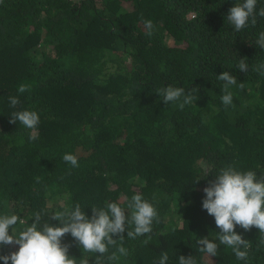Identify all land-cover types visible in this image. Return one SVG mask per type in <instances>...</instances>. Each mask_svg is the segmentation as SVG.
<instances>
[{
	"label": "trees",
	"instance_id": "obj_1",
	"mask_svg": "<svg viewBox=\"0 0 264 264\" xmlns=\"http://www.w3.org/2000/svg\"><path fill=\"white\" fill-rule=\"evenodd\" d=\"M242 2L0 0V215L23 221L10 234L30 226L36 212L58 226L51 215L64 206L79 204L91 218V208H126L141 194L158 213L151 238L123 233L130 255L110 261L109 246L101 264H158L164 253L166 264L189 254L197 264H264V234L254 226L235 228L250 243L246 262L224 245L209 257L196 244L204 237L219 244L220 230L201 205L220 169L264 175V75L252 70L264 62L256 45L264 18L235 31L226 16ZM240 57L246 73L236 67ZM223 71L244 84L230 88L229 106L217 79ZM22 83L31 88L20 94ZM167 85L196 88L197 100L183 110L164 104L156 91ZM22 110L38 113L36 129L9 122ZM66 153L78 167L63 160ZM61 243L77 261L97 264L98 254L70 234ZM17 250L0 245V256Z\"/></svg>",
	"mask_w": 264,
	"mask_h": 264
},
{
	"label": "clouds",
	"instance_id": "obj_2",
	"mask_svg": "<svg viewBox=\"0 0 264 264\" xmlns=\"http://www.w3.org/2000/svg\"><path fill=\"white\" fill-rule=\"evenodd\" d=\"M192 15H190L191 17ZM257 17L264 18V7L257 11V0H243L235 4L228 11L226 20L235 31L239 32L251 23L255 26ZM147 29L146 35H152L153 24L148 20L144 22ZM256 45L264 50V31L258 34ZM246 57H240L237 68L241 72H248L249 65ZM253 71L264 75V62L254 66ZM223 83V95L221 102L225 106L232 105V86L244 88L243 82L238 83L234 75L223 71L217 76ZM31 85L20 84L18 93L29 91ZM196 88L188 92L183 87L167 85L157 89L156 94L163 97L164 104L177 103L180 110L185 105L191 104L197 97L193 95ZM19 98L12 96L9 104L15 108L19 104ZM19 121L27 129H36L39 124V115L36 111H14L9 122L15 124ZM30 140H36L32 135ZM63 160L72 167H78L77 158L66 153ZM39 179V178H38ZM202 209L214 217L215 225L219 228L217 239L219 244L207 237L196 240L199 250L209 257L217 256L219 245L231 248L237 260L247 261L250 243L243 239L235 231L236 226L250 230L253 226L264 234V175L257 177L254 171H238L228 166L220 169L215 178L203 188ZM92 216L88 218L79 204L64 206L62 211L55 212L51 218L58 221V226H50L42 221L41 212L33 214L30 226L19 231L18 235L10 234V228L18 222L23 223L16 214L0 215V245H18V250L9 255L0 256L3 264H89L87 259L71 257L69 244L61 241L66 234H70L74 242L86 253H96L97 264H101V257L109 251V246H114L107 259L119 261L121 257H128L130 251L122 246L125 239L123 233L127 232V238L136 239L139 236H147L153 232V222L158 220V213L152 203L145 200L141 194H135L127 201V207L123 208L116 202L107 203L105 208H91ZM131 229V230H129ZM116 236L118 239H113ZM117 240L121 241L120 244ZM147 243V239L145 240ZM243 249V250H241ZM167 253L159 258L158 264H166ZM179 264H197V259L189 254L180 255Z\"/></svg>",
	"mask_w": 264,
	"mask_h": 264
},
{
	"label": "rangeland",
	"instance_id": "obj_3",
	"mask_svg": "<svg viewBox=\"0 0 264 264\" xmlns=\"http://www.w3.org/2000/svg\"><path fill=\"white\" fill-rule=\"evenodd\" d=\"M73 1H78V0H73Z\"/></svg>",
	"mask_w": 264,
	"mask_h": 264
}]
</instances>
